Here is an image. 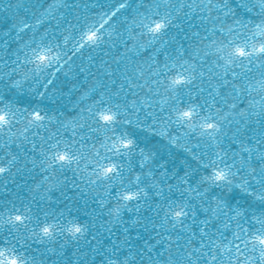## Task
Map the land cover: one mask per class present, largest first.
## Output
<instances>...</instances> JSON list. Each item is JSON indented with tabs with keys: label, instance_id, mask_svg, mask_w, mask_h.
<instances>
[{
	"label": "water",
	"instance_id": "water-1",
	"mask_svg": "<svg viewBox=\"0 0 264 264\" xmlns=\"http://www.w3.org/2000/svg\"><path fill=\"white\" fill-rule=\"evenodd\" d=\"M241 2L0 0V96L20 113L38 108L45 115L44 127L18 115L19 123L13 121L10 131L0 130V166L9 169L0 174V247H14L27 264H204L209 252L201 240L227 244L238 224L248 231L259 227L252 217L264 214L259 199L264 187L257 183L264 167V91L258 84L264 66L255 61L243 68L230 66L226 74L214 54L216 43L238 34L242 39L255 25L264 26L258 0H244L249 8L238 7ZM121 3L126 7L119 8ZM165 17L168 27L162 34L149 32L147 25ZM24 23L32 27L23 28ZM100 24L102 41L79 48L81 33ZM42 37L67 53L60 65L39 74L42 83L52 80L43 97L31 90V80H21V72L32 74V65L24 63L25 46ZM184 69L192 83L170 88L171 78ZM101 94L105 107L116 111L118 103L120 112H127L119 117L121 127L139 146L130 157L102 146L111 141L95 115ZM192 104L202 117H211L215 131L201 129L202 120L191 127L176 122V110ZM116 134H122L119 128ZM58 150L79 159L63 167L50 165ZM97 152L123 164L121 176L97 179ZM141 161L143 172H152L140 185L148 194L125 202L123 191L141 172ZM225 164L234 165L232 186H210L203 178ZM250 168L256 171L250 173ZM245 179L248 184L241 187ZM169 205H187L185 211L196 214L190 211L183 225L174 226L170 214L165 219ZM118 206L117 216L113 210ZM10 215L31 219L17 225L7 222ZM205 219L207 228L201 223ZM57 221L65 231L54 239L33 234L40 233L43 223ZM71 222L84 226L83 234L68 232ZM201 229L210 235L202 236Z\"/></svg>",
	"mask_w": 264,
	"mask_h": 264
},
{
	"label": "snow or ice",
	"instance_id": "snow-or-ice-1",
	"mask_svg": "<svg viewBox=\"0 0 264 264\" xmlns=\"http://www.w3.org/2000/svg\"><path fill=\"white\" fill-rule=\"evenodd\" d=\"M261 11L264 12V0H258ZM227 6V5H225ZM126 7V3H121L119 8ZM238 7L249 8V3L244 2L242 0L241 4ZM119 9H117L118 11ZM250 10V9H249ZM115 15V12L112 13ZM110 19V17H109ZM107 21H105L106 23ZM37 23H42V21H37ZM237 25L240 27H244L245 25L241 24L239 20L236 21ZM32 25L28 23L23 24V28H30ZM149 32L162 34L163 31L168 27L167 17L162 19L159 22H153L151 25H147ZM21 29V31L23 30ZM103 28V24H100L99 28L92 27L87 31H83L80 35V41L78 42V47L83 48L87 44L89 47L99 44L103 39V33L101 29ZM223 32L224 29H221ZM67 39V38H65ZM225 41H221L216 43V47L214 50V54L217 56L219 60L223 61V66L227 71L230 69V66H239L241 68L245 67V65H250L254 61L264 66V26L257 24L255 25V31L252 32L249 36H244L242 39L240 35H237L236 39L225 38ZM215 43V42H214ZM34 45V46H33ZM27 51L25 52V65L31 64V76L26 72H21V80L29 81L31 80L32 84L35 85L31 90L35 91L37 95L43 97L45 92L48 89V85L52 84V80L48 79L46 82H41L39 80V74L45 72L47 69L52 68L55 65H60L63 61V58L67 55V53L63 52L61 49V45L59 43L50 44L43 37L40 42L33 41L32 44L26 45ZM19 57H17L18 59ZM66 62V61H64ZM220 65H217L219 67ZM167 68L168 66L165 65ZM59 67L56 68V71H59ZM15 72L16 69H13ZM188 71L184 69L183 71L177 72L174 77L171 78L170 88L177 89L192 83V76L185 75L184 73ZM250 72L251 69L249 68ZM233 77H236L238 74L236 72H232ZM21 80H17L15 82L14 87H21ZM260 90L264 91V75H262L261 81L258 82ZM7 88L8 85H5ZM40 89H43L41 91ZM0 103H3V107H0V130L10 131L13 125V121L17 120V116L19 115L21 120H27V122L35 127H44L41 123L45 119V115H42V110L38 108H33L31 111L28 108L23 110V113L18 112L15 109V106L11 103L5 101V98L0 96ZM100 104L99 109L95 113L98 116L99 121L103 122L102 127L105 132V138L111 141L110 146L108 144L102 145L106 151H111L114 155H119L121 157H130L135 149H138L139 146L135 143L134 139H132L127 133L124 132L121 127L119 117L123 115H127V112H120V104H115L114 107L116 111H113L112 106L105 107V100L103 94H101V99L98 101ZM135 105V101H133ZM88 111H92L91 108ZM26 114V115H25ZM31 119H28V118ZM176 122L178 124H187L189 127L192 126V122L194 120H202L203 123L199 125L201 129H209L215 131L217 129V125L214 122H211V117H202L200 111L197 110L195 104L185 107L184 109L176 110ZM50 118V117H49ZM128 125L132 124L131 120L125 122ZM120 129L121 135L116 134L117 129ZM27 131V128H25ZM111 132L113 136H116L115 140H112L107 134ZM212 133H209L211 135ZM53 147H58V145H54ZM67 145H65V149H67ZM144 159L147 160L148 157L144 155V150L139 149ZM251 152V149H248ZM96 156L98 157L97 165H96V176L97 179L101 177L111 180L114 177L121 176L122 169L124 167L123 164L117 162H113L110 157L100 156V153L97 152ZM251 158V157H249ZM77 157L74 153H71L67 150L64 151H54L51 155V160L49 164L60 163V166L63 167L65 165H70L73 160H77ZM217 159H221L222 157H217ZM15 160V157H13ZM104 160H108V163H104ZM261 160L264 161V154L261 155ZM234 165H227L223 168L213 167L211 173L204 177L203 179L208 181L210 186L217 187H230L233 184V178L236 176V173L232 171ZM141 172L136 174L133 179L129 181L130 187L128 190L123 191L122 199L125 202H131L133 200H138L142 195L147 196V192L143 187H140L144 180L152 178V172L149 171L147 173L143 172L144 161L140 163ZM8 168L0 166V174L8 171ZM129 172H132L131 164H129ZM250 173H254L256 170L254 168L249 169ZM258 179L257 183L264 187V167H261L260 172L257 174ZM144 177V179H142ZM123 181H121L122 183ZM248 184V180L245 179L241 187ZM248 189L245 188V191ZM254 194V193H253ZM261 201H264V192L259 196ZM224 202L218 201L217 210L220 205ZM127 207V203L124 205ZM227 206V205H225ZM189 207L187 205H169L168 210L165 213V219L167 220L169 214L171 215L172 220L175 225H183L184 218L188 217L189 211H185V208ZM217 210L212 211V216H216ZM117 216L120 213V207L118 206L113 210ZM195 212L191 211V215L195 216ZM237 215H240V212L237 211ZM31 217H27L24 215H15L8 217V223L12 224H23L26 220H30ZM252 219L255 221L259 227H255L253 225V231H248L247 229L241 228L238 224V231L233 233V240L229 241L227 244H222L219 240L213 241L209 240L208 244H205L203 240H201V247L208 248L209 254L205 258L204 264H264V214L260 216L253 215ZM209 219H205L201 221L205 228H207L209 224ZM40 227V233H33L34 235H39L42 239L43 237H47L49 240L55 238L57 233L63 234L65 231V226L60 224L58 221L54 223H43ZM73 236L77 234H83L84 226L77 224L75 222H71V227L66 229ZM241 232H248V235L241 236ZM202 236H209L210 234L204 229H201ZM222 235V234H221ZM235 241H240V243H235ZM11 242L9 241L8 244ZM241 244L243 248H241ZM211 245V246H210ZM243 257V259H241ZM0 264H27V259L23 255V253L18 252L14 247L10 246H2L0 247ZM109 264H114V262H109ZM189 264H192V261H189Z\"/></svg>",
	"mask_w": 264,
	"mask_h": 264
}]
</instances>
